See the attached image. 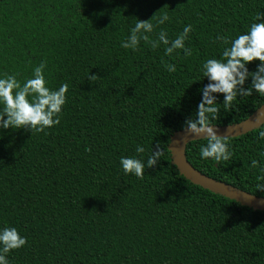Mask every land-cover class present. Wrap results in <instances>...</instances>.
Here are the masks:
<instances>
[{"label": "trees", "instance_id": "1", "mask_svg": "<svg viewBox=\"0 0 264 264\" xmlns=\"http://www.w3.org/2000/svg\"><path fill=\"white\" fill-rule=\"evenodd\" d=\"M258 12L264 0H0V78L16 74L23 83L45 61L48 87L69 85L58 125L0 129V230L27 238L7 254L10 264H264V211L193 184L169 150L209 83L203 63L230 47L217 37L246 34ZM164 13L169 20L153 19L150 39L163 30L173 40L191 24V56H168L162 43L153 49L143 40L135 51L121 46L138 19ZM214 95L221 111L212 125L240 123L264 105L253 91L225 111L224 95ZM259 130L230 138L228 162L202 159L204 139L187 145L186 158L264 198L256 188L264 183ZM157 145L164 155L143 179L124 173L121 157L146 164Z\"/></svg>", "mask_w": 264, "mask_h": 264}, {"label": "clouds", "instance_id": "2", "mask_svg": "<svg viewBox=\"0 0 264 264\" xmlns=\"http://www.w3.org/2000/svg\"><path fill=\"white\" fill-rule=\"evenodd\" d=\"M157 24H164L169 20L167 13L159 18L154 15L148 20L138 19L135 26L131 28L127 40L121 46L125 49H138L143 40L153 49L158 48L161 43L165 45V55L170 56L175 50L182 49L184 55L191 56L190 47H186L185 41L189 39V33L193 31L191 24L184 27L183 32L175 39L170 40L167 32L161 30L158 38L150 39L149 33L154 31L152 20ZM254 22L250 25L246 34H240L229 41L228 37L218 36L217 39L229 44L223 50L222 58L208 59L202 65L203 77H207L209 83L202 89V99L198 104L195 116L185 121L184 130L194 136L202 137L206 144L200 146L202 159L215 161L217 164L228 162L233 156L230 150V137L221 136L212 127V120L219 118L220 108L217 96L223 94V106L225 111L232 109L234 101L238 97H250L253 91L264 97V13L258 12ZM260 61L257 69L250 72L247 65L253 61ZM47 64L42 61L34 68L31 78L21 83L16 74H5L0 78V129H27L33 132H45L60 123V113L66 103V93L69 90L67 83L58 89L48 87V81L44 75ZM168 72H175L174 64L165 63ZM251 78V84L245 88V82ZM98 75H89V81H95ZM31 97V99H29ZM264 107V106H262ZM5 117H7L5 119ZM264 120V112H258V122ZM258 138L264 139V123L258 127ZM137 153H144L145 148L137 145ZM164 155V149L157 145L147 158V163L138 157H121L120 163L125 174H134L143 179L145 168L154 167ZM259 166L257 160L251 161V167ZM264 171V169H261ZM257 180L264 181V175L258 176ZM257 190L264 192V183L256 185ZM27 238L22 237L15 227H5L0 230V264H10L7 254L15 249L23 247Z\"/></svg>", "mask_w": 264, "mask_h": 264}, {"label": "water", "instance_id": "3", "mask_svg": "<svg viewBox=\"0 0 264 264\" xmlns=\"http://www.w3.org/2000/svg\"><path fill=\"white\" fill-rule=\"evenodd\" d=\"M262 106L249 118L240 123L226 126H211L214 127V129L217 131V134L221 136H229L232 138L245 135L255 129H258L260 123H264V120L258 122V112H264V107ZM201 139L202 137L194 136L192 133L184 129L177 131L172 135L169 144V150L172 156V163L177 167L179 173L193 184L198 185L206 190H210L213 193L235 200L244 206L253 208L254 210L264 211L263 197L254 196L232 185L214 180L196 170L188 162L185 154L187 145L191 142Z\"/></svg>", "mask_w": 264, "mask_h": 264}]
</instances>
